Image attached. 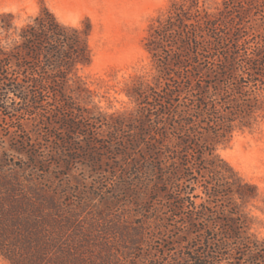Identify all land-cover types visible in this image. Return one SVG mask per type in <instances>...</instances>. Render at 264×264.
Listing matches in <instances>:
<instances>
[{
    "label": "trees",
    "instance_id": "trees-1",
    "mask_svg": "<svg viewBox=\"0 0 264 264\" xmlns=\"http://www.w3.org/2000/svg\"><path fill=\"white\" fill-rule=\"evenodd\" d=\"M17 34L12 47L0 41L2 128L13 137L48 127L40 135L55 142L56 156L25 137L27 160L0 163V249L12 264H121L126 243L132 264H264V240L244 211L258 188L215 154L264 116V0H224L216 13L199 0L173 3L146 42L158 76L134 88L131 124L74 101L69 81L91 63L90 29L64 25L45 7ZM80 162L97 180L112 176L114 188L132 191L131 230L61 204L54 191L70 173L54 171Z\"/></svg>",
    "mask_w": 264,
    "mask_h": 264
},
{
    "label": "rangeland",
    "instance_id": "rangeland-1",
    "mask_svg": "<svg viewBox=\"0 0 264 264\" xmlns=\"http://www.w3.org/2000/svg\"><path fill=\"white\" fill-rule=\"evenodd\" d=\"M192 1L0 0V41L4 46L12 47L19 29L31 22L45 7L64 25L83 31L90 29L88 44L91 63L79 65L69 81L74 101L92 115H103L109 123L118 121L131 124L139 109V103L133 96L134 88L141 85L148 89L156 84L158 76L155 63L146 48L152 28L166 19L173 3L190 8ZM199 1L204 9L216 13L223 7L224 0ZM7 23L12 25L9 31L2 28ZM262 96L264 98V90ZM0 125V163L4 158L15 163L27 160V156L22 153L29 149L22 144L25 137L34 142L29 146L35 147V150L43 147L48 155L56 156L50 152L51 147L56 148L55 142L50 140L48 143L46 140L49 139L41 136L50 130L48 127L30 125L25 128L29 134H13L11 137L5 136L7 132L2 128L1 120ZM109 133V129L104 127L101 137L106 138ZM215 154L232 166L246 182L258 188V197L250 201L244 211L252 219L251 232L264 240V116L258 117L253 128L236 129L232 136L217 144ZM62 172L70 173L64 179L66 186L55 190L54 194L61 197V204L65 208L80 209L82 219L100 215L109 225H121L122 232L132 229V221L136 218L132 208V191L114 188L112 176L97 180L95 173L81 162L75 164L71 172H66L64 168L54 171L57 177ZM1 176H4V172ZM49 179L45 177V180ZM61 181H58L60 185ZM3 195V190H0V199ZM116 242V245H124L118 239ZM4 246L8 251L5 252L10 254L13 248L11 242L4 241ZM125 247L124 257L119 255L121 264H132V246L126 243ZM122 250H119L121 254ZM0 264H12L1 249Z\"/></svg>",
    "mask_w": 264,
    "mask_h": 264
}]
</instances>
